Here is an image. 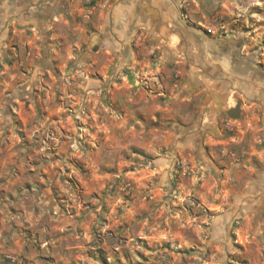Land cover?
<instances>
[{"label":"rangeland","instance_id":"rangeland-1","mask_svg":"<svg viewBox=\"0 0 264 264\" xmlns=\"http://www.w3.org/2000/svg\"><path fill=\"white\" fill-rule=\"evenodd\" d=\"M212 9L264 79V0ZM85 94L0 68V264H264V220L232 213L202 165L118 150Z\"/></svg>","mask_w":264,"mask_h":264},{"label":"crops","instance_id":"crops-1","mask_svg":"<svg viewBox=\"0 0 264 264\" xmlns=\"http://www.w3.org/2000/svg\"><path fill=\"white\" fill-rule=\"evenodd\" d=\"M215 1L0 0V68L82 88L118 150L125 136L133 156L202 165L232 213L263 221L264 79L216 35Z\"/></svg>","mask_w":264,"mask_h":264},{"label":"water","instance_id":"water-1","mask_svg":"<svg viewBox=\"0 0 264 264\" xmlns=\"http://www.w3.org/2000/svg\"><path fill=\"white\" fill-rule=\"evenodd\" d=\"M227 116L231 119L240 117V102H236L235 106L226 112Z\"/></svg>","mask_w":264,"mask_h":264}]
</instances>
